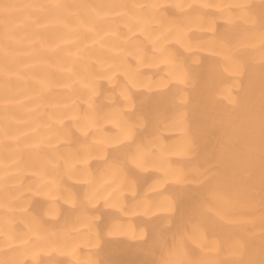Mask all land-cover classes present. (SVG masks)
I'll use <instances>...</instances> for the list:
<instances>
[{"label": "bare ground", "instance_id": "6f19581e", "mask_svg": "<svg viewBox=\"0 0 264 264\" xmlns=\"http://www.w3.org/2000/svg\"><path fill=\"white\" fill-rule=\"evenodd\" d=\"M0 264H264V0H0Z\"/></svg>", "mask_w": 264, "mask_h": 264}]
</instances>
